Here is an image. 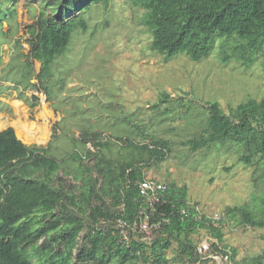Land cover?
Masks as SVG:
<instances>
[{"label":"rangeland","instance_id":"obj_1","mask_svg":"<svg viewBox=\"0 0 264 264\" xmlns=\"http://www.w3.org/2000/svg\"><path fill=\"white\" fill-rule=\"evenodd\" d=\"M43 2L0 0V8L11 7L14 12L0 26V129L12 124L28 144L49 141L48 153L69 172L62 168L57 172L59 181L67 184L78 183L73 175L81 172L67 155L74 149L82 153L85 147L92 149L91 142L84 145L78 138L83 129L101 131L108 145L100 149L112 158L140 155L125 141H117V135L138 144L146 143L149 135L167 139L166 157L158 159L146 151L140 155L144 176L184 185L187 200L197 203L203 213L221 214L219 246L236 251L230 259L214 250L215 238L199 227L192 239L195 244L211 240L210 251L192 264H250L253 255L264 251V227L241 224L238 215L226 214V207L248 204L257 210L264 199V170L240 161L237 144L193 150L182 141L200 132L208 114L207 100L218 101L227 113L229 106L248 97H264V47L249 66L232 55L234 37L217 38L211 53L200 60L183 52L166 58L150 48L151 34L142 23L144 8L133 0H108L84 11L86 29L74 32L65 54L52 62L54 76L41 88L35 76L40 62L28 57L25 38L27 25L34 22ZM17 36L20 48L12 43ZM223 48L231 53L226 60ZM19 50L32 63V83L37 87L25 88L28 66ZM163 92L169 94L166 99ZM53 125L56 131L51 137ZM82 163L91 165L93 159L84 157ZM176 251L173 242L166 250L169 264H183ZM31 259L33 264H45L35 254Z\"/></svg>","mask_w":264,"mask_h":264},{"label":"trees","instance_id":"obj_2","mask_svg":"<svg viewBox=\"0 0 264 264\" xmlns=\"http://www.w3.org/2000/svg\"><path fill=\"white\" fill-rule=\"evenodd\" d=\"M133 1L144 8L142 23L151 34L150 48L166 58L183 52L192 60H200L211 53L217 38L234 37L232 55L245 66L263 50L264 0ZM99 3L108 0H44L40 5L34 22L27 25L25 38L28 57L40 62L35 73L39 87L44 88L45 80L54 76L52 62L65 54L74 32L86 29L84 11ZM7 10L0 8V26L14 13L11 7ZM12 43L20 48L21 37L13 38ZM20 52L28 66L25 88L37 87L32 83V63ZM222 54L223 60L231 56L226 48ZM168 95L163 92L162 99ZM206 104L203 127L182 144L196 150L231 142L240 146V161L264 170V97H248L229 106L227 113L216 100H207ZM55 131L53 125L51 137ZM78 138L84 145L91 142L92 149L85 147L84 153L74 149L67 155L77 161L81 171L73 175L78 183L67 184L59 181L57 172L61 168L69 172L61 160L48 153L49 141L40 146L28 144L12 125L0 129V264H33L34 254L45 264H138L139 259L146 258L169 264L166 250L173 242L182 263L192 264L202 257L191 236L199 227L215 238L214 250L234 259L235 249L219 246L221 224H206L204 219L180 214V208L187 204L186 187L174 182L168 184L177 198L172 196L173 202L158 205L163 215L157 211L150 218L157 226L149 242L141 241V233L136 231L138 236L128 245L121 244L115 220L137 219V182L144 177L140 155L146 151L162 159L170 150L169 141L149 135L146 143L138 144L117 135V141H125L128 148L140 154L121 159L101 151L108 142L102 140L99 130L83 129ZM84 157L93 159V163L83 164ZM226 212L229 217L238 215L243 225L264 227V199L257 210L237 204L227 206ZM250 264H264V251L253 255Z\"/></svg>","mask_w":264,"mask_h":264},{"label":"built area","instance_id":"obj_3","mask_svg":"<svg viewBox=\"0 0 264 264\" xmlns=\"http://www.w3.org/2000/svg\"><path fill=\"white\" fill-rule=\"evenodd\" d=\"M137 195H138V211L137 219L129 222L122 218L115 220V226L118 232V241L121 244L128 245L132 237L138 236L135 232L141 233L139 239L141 241L149 242L152 237L151 231L157 226V222H151L150 218L154 216L157 211L163 215L158 205L173 202L172 196H176L177 192L173 187L163 180H158L153 177L144 176L137 182ZM180 214L183 216H191L194 219H204L206 224L218 226L221 224L223 216L219 213H203L198 204L187 200V204L180 208ZM211 240L204 238L200 240L195 249L201 255L210 251ZM138 264H164L163 262L156 261L153 258L139 259Z\"/></svg>","mask_w":264,"mask_h":264},{"label":"crops","instance_id":"obj_4","mask_svg":"<svg viewBox=\"0 0 264 264\" xmlns=\"http://www.w3.org/2000/svg\"><path fill=\"white\" fill-rule=\"evenodd\" d=\"M48 115H49L48 113L44 114V116L46 117L47 121L49 120ZM9 125H12V124H9ZM12 126H13V125H12ZM48 133H49V132H48ZM48 133H47V134H48ZM28 143H31V142H28Z\"/></svg>","mask_w":264,"mask_h":264},{"label":"bare ground","instance_id":"obj_5","mask_svg":"<svg viewBox=\"0 0 264 264\" xmlns=\"http://www.w3.org/2000/svg\"><path fill=\"white\" fill-rule=\"evenodd\" d=\"M31 133H34V132H31Z\"/></svg>","mask_w":264,"mask_h":264}]
</instances>
